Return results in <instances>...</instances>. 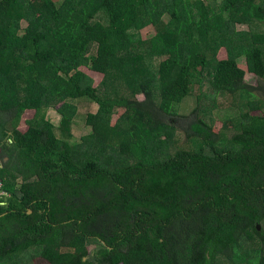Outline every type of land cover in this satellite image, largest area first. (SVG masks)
Wrapping results in <instances>:
<instances>
[{
	"label": "trees",
	"instance_id": "obj_1",
	"mask_svg": "<svg viewBox=\"0 0 264 264\" xmlns=\"http://www.w3.org/2000/svg\"><path fill=\"white\" fill-rule=\"evenodd\" d=\"M256 24L264 0H0V167L12 195L0 264H264L261 105L250 100L221 131L206 120L214 91L259 89L246 80L264 79ZM195 90L190 143L176 147L166 118ZM79 99L98 110L71 143L39 113L55 109L64 131Z\"/></svg>",
	"mask_w": 264,
	"mask_h": 264
},
{
	"label": "rangeland",
	"instance_id": "obj_2",
	"mask_svg": "<svg viewBox=\"0 0 264 264\" xmlns=\"http://www.w3.org/2000/svg\"><path fill=\"white\" fill-rule=\"evenodd\" d=\"M170 20V16L167 14L163 17V21L165 23H168ZM255 28L254 26H251ZM237 31H248L250 30L249 24H237L236 26ZM256 29L259 31H264V24H256ZM157 33V29L155 26H149L143 29L140 33L142 40H149V46L150 41ZM96 47L94 46L91 50L92 54H95ZM218 56L224 57L226 56V52L224 49L220 50L218 53ZM239 65L241 68L247 71V62L246 57L242 56L238 59ZM94 77L96 83H99L102 76L99 74H92ZM246 80L250 84H257L259 85V89L254 92V94L248 98L244 97L241 94L237 95H225V94H219L214 91L213 96L216 98V103H212L213 109L211 111L206 113V120L213 126H215L216 131L223 130V123L227 120H231L234 125L237 124L239 121V115L242 112L249 111L250 108L248 107V102L250 100H257L259 101V104L261 105L260 112L264 113V79L259 81L257 77L254 74L247 73L246 74ZM203 92L207 93L210 92L208 89V85L205 84L203 87ZM140 98H142L140 96ZM203 98V97H201ZM74 103L78 106V113L74 120L70 123H65L64 125L65 130H62V127H60L62 123V117L61 115L55 110H44L39 113V117H44V115L47 118H50V122L54 124L55 126V133L56 135L61 139H67L71 143H80L82 141V138L89 133H91L92 129L86 124V118L89 113H95L98 110V106L96 103H92L87 99H79L77 101H74ZM205 104H208V101L204 102ZM210 103V102H209ZM216 104V105H215ZM198 105V91L195 90L194 94L184 100L182 104L176 105V116L175 117H167L166 119L168 121H171L176 127H177V138L176 140L178 143L176 144V147H188L189 141L186 140L185 132L184 130L186 128H189L193 122H194V115L193 110ZM55 116V117H54ZM231 125V124H230ZM26 129L27 126H24ZM224 133L223 138L224 142L228 143L229 139L233 136L235 133V128L231 129H225L222 131ZM173 148V145H171ZM9 161V159H7ZM19 184L22 185V180L19 179ZM250 242L249 245L245 244V250L250 253V250L248 248L252 247L253 249H256L259 244L258 242L254 240H248ZM100 248V244L98 242H92L91 243V251H95ZM252 249V253H253ZM34 264H48L44 260L38 258L35 260ZM216 264H232V261L227 260L224 257H221L217 259Z\"/></svg>",
	"mask_w": 264,
	"mask_h": 264
},
{
	"label": "built area",
	"instance_id": "obj_3",
	"mask_svg": "<svg viewBox=\"0 0 264 264\" xmlns=\"http://www.w3.org/2000/svg\"><path fill=\"white\" fill-rule=\"evenodd\" d=\"M2 168L0 167V210L8 207V199L12 195L6 190V183L3 177Z\"/></svg>",
	"mask_w": 264,
	"mask_h": 264
},
{
	"label": "crops",
	"instance_id": "obj_4",
	"mask_svg": "<svg viewBox=\"0 0 264 264\" xmlns=\"http://www.w3.org/2000/svg\"><path fill=\"white\" fill-rule=\"evenodd\" d=\"M47 110H52V109L50 108V109H47ZM44 117H45L46 120H50V118H47L45 115H44ZM1 168L5 170V165L3 163L1 164ZM4 170H2V171H4Z\"/></svg>",
	"mask_w": 264,
	"mask_h": 264
},
{
	"label": "flooded vegetation",
	"instance_id": "obj_5",
	"mask_svg": "<svg viewBox=\"0 0 264 264\" xmlns=\"http://www.w3.org/2000/svg\"><path fill=\"white\" fill-rule=\"evenodd\" d=\"M1 154H2V151H0V157H1ZM8 159V158H7ZM7 159H6V161H7Z\"/></svg>",
	"mask_w": 264,
	"mask_h": 264
},
{
	"label": "water",
	"instance_id": "obj_6",
	"mask_svg": "<svg viewBox=\"0 0 264 264\" xmlns=\"http://www.w3.org/2000/svg\"><path fill=\"white\" fill-rule=\"evenodd\" d=\"M30 214H32V212H30Z\"/></svg>",
	"mask_w": 264,
	"mask_h": 264
}]
</instances>
